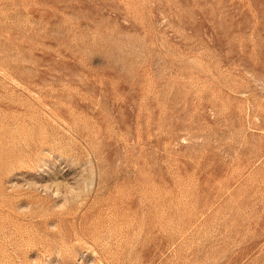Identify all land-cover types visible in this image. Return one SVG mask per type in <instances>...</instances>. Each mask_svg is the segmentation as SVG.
I'll return each mask as SVG.
<instances>
[{"label":"rangeland","instance_id":"1","mask_svg":"<svg viewBox=\"0 0 264 264\" xmlns=\"http://www.w3.org/2000/svg\"><path fill=\"white\" fill-rule=\"evenodd\" d=\"M0 264H264V0H0Z\"/></svg>","mask_w":264,"mask_h":264}]
</instances>
